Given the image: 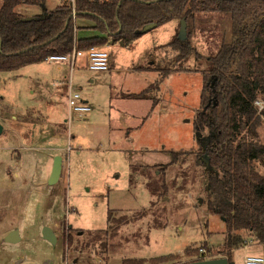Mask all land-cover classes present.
<instances>
[{"label": "rangeland", "instance_id": "rangeland-1", "mask_svg": "<svg viewBox=\"0 0 264 264\" xmlns=\"http://www.w3.org/2000/svg\"><path fill=\"white\" fill-rule=\"evenodd\" d=\"M59 4L46 0L41 6L51 10ZM17 10L42 12L40 6ZM181 27L182 20L175 18L132 46L103 45L111 70L94 72L78 58L72 81L92 107L84 115L70 112L69 63L47 60L0 72L5 125L0 134V264H125V259L172 253L181 257L180 264L197 260V247L207 253L224 245L226 223L207 208L203 168L195 156L202 150L197 118L204 73L211 67L209 57L231 41L232 21L229 13L196 14L187 22L194 51L178 61L180 49L171 43ZM142 67L153 68L139 71ZM162 69L170 71L161 75ZM159 79L161 89L151 91L157 104L129 96ZM261 131L264 140V126ZM200 133L209 136L207 130ZM174 152L192 154L186 161L181 154L173 163ZM56 155L63 157V167L51 186ZM163 184L168 191L161 195ZM111 210L114 219L126 216L129 222L105 232ZM44 225L55 230L56 246L43 238ZM16 228L21 239L8 242ZM242 235L247 246L234 249L230 261L264 257V245L247 232ZM187 247L193 256L185 255ZM217 257L224 256L207 258Z\"/></svg>", "mask_w": 264, "mask_h": 264}, {"label": "trees", "instance_id": "trees-1", "mask_svg": "<svg viewBox=\"0 0 264 264\" xmlns=\"http://www.w3.org/2000/svg\"><path fill=\"white\" fill-rule=\"evenodd\" d=\"M44 3L46 0H2L0 72L44 62L53 54L71 53L74 48L121 41L127 46L151 23L160 26L175 18L189 22L198 13L230 14L232 39L209 57L211 67L204 73L197 126L209 136L201 140V154L195 156L203 168L207 208L224 219L228 234L223 246L207 253L197 247L194 255L197 260L218 254L233 259V250L245 244L242 232L264 245V106L260 109L257 104L258 100L264 104V0H61L55 9H45L44 17L21 20L30 15L18 11L19 6ZM190 37L188 33L187 40L176 38L171 43L180 49L178 61L194 51ZM197 58H202L201 54L197 53ZM169 71L162 69L161 75ZM161 83L159 79L129 96L152 99L155 105L151 91H159ZM181 154L174 152L172 162L179 161ZM191 154L184 153L181 160L186 161V155ZM162 186L161 195L168 191L166 184ZM114 214L115 210L109 212L105 232L129 222L126 216L114 219ZM191 249L186 248V256H193ZM180 260L172 253L125 259L124 263L176 264Z\"/></svg>", "mask_w": 264, "mask_h": 264}, {"label": "built area", "instance_id": "built-area-1", "mask_svg": "<svg viewBox=\"0 0 264 264\" xmlns=\"http://www.w3.org/2000/svg\"><path fill=\"white\" fill-rule=\"evenodd\" d=\"M76 13L74 12V17ZM78 58L83 59V65L85 68L93 71H106L110 68V54L106 48L102 46H92L88 49L74 48L71 53L67 54H53L48 60L50 61H65L69 63L71 75L68 80V103L71 109V113H80L82 115L91 111L92 107L83 98L82 93L74 87L72 81V73L76 68ZM260 109L264 104L261 100L257 101ZM247 242V241H246ZM245 242L244 245L247 246ZM243 264H264V257L261 255H246L243 260Z\"/></svg>", "mask_w": 264, "mask_h": 264}, {"label": "water", "instance_id": "water-1", "mask_svg": "<svg viewBox=\"0 0 264 264\" xmlns=\"http://www.w3.org/2000/svg\"><path fill=\"white\" fill-rule=\"evenodd\" d=\"M45 11V10H44ZM41 12L38 13L36 15H31V16H27L22 18V21H30L33 20L35 18H39V16H45L46 12ZM157 23H151L146 25L143 28V32H148L152 29H154L155 27H157ZM182 38H188L187 36V20L185 18L182 19V27H181V31H180V36L179 39L182 40ZM185 39V40H186ZM122 44H124L123 41H121ZM215 81V80H214ZM207 106L204 107V110H206ZM4 130V125L0 122V134L3 132ZM197 135L200 136V129L197 126ZM207 166H210V163L207 161ZM62 167H63V157L61 155H56L55 156V160H54V164H53V168H52V172L50 174L49 180H48V184L53 186L55 185L60 177H61V173H62ZM200 202H203V199H200ZM42 236L44 239L48 240L51 244H53L54 246H56L57 242H58V236L55 232V230L49 226V225H44L43 229H42ZM21 239L20 236V232L19 229H13L6 237V240L8 242H13L16 243ZM24 264H33V263H24ZM180 264H235L234 261H230L228 259V257H217V258H207L204 260H195V261H189V262H184V263H180Z\"/></svg>", "mask_w": 264, "mask_h": 264}, {"label": "crops", "instance_id": "crops-1", "mask_svg": "<svg viewBox=\"0 0 264 264\" xmlns=\"http://www.w3.org/2000/svg\"><path fill=\"white\" fill-rule=\"evenodd\" d=\"M45 9H47L45 6H40V10L43 12ZM55 9V8H54ZM29 15H33V14H29ZM177 19H179V18H177ZM181 20L183 19V18H180ZM172 21V20H171ZM170 22V21H169ZM147 34V32H145L140 38H142V37H144V35H146ZM140 38H138V39H136V40H134L133 42H131L129 45L130 46H132V45H134V43L135 42H137V40H140ZM110 43V44H109ZM108 43V46H110L111 44H114V43H111V42H109ZM123 45H125V44H123ZM129 45H127V46H129ZM126 46V45H125ZM113 62H114V59H113ZM141 66V65H140ZM83 68H84V66H82ZM113 68V66L110 64V68H109V70H111ZM151 68H153V67H142L141 68V70H139V71H142V70H144V69H151ZM138 69V68H137ZM94 72H102V71H94ZM79 90V89H78ZM83 98H84V100L86 101V102H88V104L91 106V104H90V102H89V99L88 98H86L85 96H83ZM70 108V107H69ZM92 110V109H91ZM70 112H71V109H70ZM15 118H17V117H15ZM1 121V120H0ZM1 123L4 125V123L1 121ZM4 130H5V125H4ZM4 130H3V132H4ZM2 132V133H3ZM12 132L14 133V134H17L18 136H21V134H20V132L19 131H17V130H14V129H12Z\"/></svg>", "mask_w": 264, "mask_h": 264}, {"label": "flooded vegetation", "instance_id": "flooded-vegetation-1", "mask_svg": "<svg viewBox=\"0 0 264 264\" xmlns=\"http://www.w3.org/2000/svg\"><path fill=\"white\" fill-rule=\"evenodd\" d=\"M200 137H201V138H200ZM200 137H199V138L202 139V142H203L204 139H205V136H203V135L200 134Z\"/></svg>", "mask_w": 264, "mask_h": 264}]
</instances>
